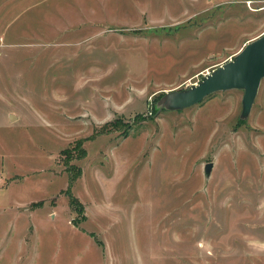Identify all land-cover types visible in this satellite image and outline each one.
Listing matches in <instances>:
<instances>
[{
  "label": "rangeland",
  "instance_id": "obj_1",
  "mask_svg": "<svg viewBox=\"0 0 264 264\" xmlns=\"http://www.w3.org/2000/svg\"><path fill=\"white\" fill-rule=\"evenodd\" d=\"M263 32L264 0H0V264H264V78L244 119L160 106Z\"/></svg>",
  "mask_w": 264,
  "mask_h": 264
},
{
  "label": "water",
  "instance_id": "obj_2",
  "mask_svg": "<svg viewBox=\"0 0 264 264\" xmlns=\"http://www.w3.org/2000/svg\"><path fill=\"white\" fill-rule=\"evenodd\" d=\"M264 78V32L246 43L230 60L206 73L198 82L184 89L164 93L160 106L168 110H181L202 102L219 91L241 89V118L248 117L261 80ZM10 119L14 115L10 114ZM212 162L204 166L209 175Z\"/></svg>",
  "mask_w": 264,
  "mask_h": 264
},
{
  "label": "crops",
  "instance_id": "obj_3",
  "mask_svg": "<svg viewBox=\"0 0 264 264\" xmlns=\"http://www.w3.org/2000/svg\"><path fill=\"white\" fill-rule=\"evenodd\" d=\"M4 191H7V188H5L2 192ZM29 202H24L22 203L21 205L19 206H15L14 210L17 211L18 213H21V212H24L23 215L26 217V222L24 224V227L19 230L20 231V236H22V238H26V236L30 235L31 234V231L33 229V225L31 224V221H30V217H31V212H34L35 209L32 208L31 206H29ZM55 207H53L54 209ZM50 216V214H48ZM27 240V239H25Z\"/></svg>",
  "mask_w": 264,
  "mask_h": 264
},
{
  "label": "trees",
  "instance_id": "obj_4",
  "mask_svg": "<svg viewBox=\"0 0 264 264\" xmlns=\"http://www.w3.org/2000/svg\"><path fill=\"white\" fill-rule=\"evenodd\" d=\"M210 96V95H209ZM130 126H128L127 127V129L126 130H124L123 131V133H124V135L126 136L127 135V130H128V128H129ZM76 148L79 150V152L80 153H78V155H76L75 157L76 158H78V159H81V158H83L84 156H85V154H86V150L85 149H83L82 148V145H76ZM71 150V149H70ZM69 149L68 150H64V153H69L68 154V160H70V159H72L73 157H74V155H71V151H70ZM65 163H68V162H65ZM71 168H73L74 169V173L73 174H71L72 176L69 178V183H70V181H71V183H72V181L74 180V179H76L77 177H79V175H80V170H79V168H77L76 166H71ZM72 202H74V203H76L77 202V200H76V198L74 199H72L71 200Z\"/></svg>",
  "mask_w": 264,
  "mask_h": 264
}]
</instances>
